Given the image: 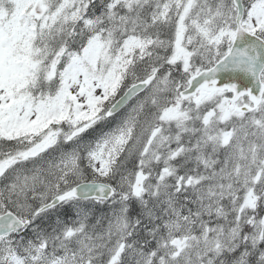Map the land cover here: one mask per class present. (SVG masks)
Segmentation results:
<instances>
[{
	"label": "snow or ice",
	"instance_id": "1",
	"mask_svg": "<svg viewBox=\"0 0 264 264\" xmlns=\"http://www.w3.org/2000/svg\"><path fill=\"white\" fill-rule=\"evenodd\" d=\"M0 264H264V0H0Z\"/></svg>",
	"mask_w": 264,
	"mask_h": 264
}]
</instances>
